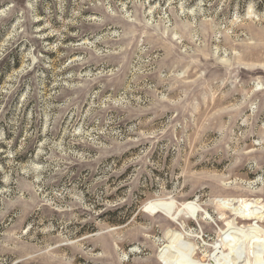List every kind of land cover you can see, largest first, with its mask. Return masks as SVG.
Returning <instances> with one entry per match:
<instances>
[{"label":"rangeland","instance_id":"374dc122","mask_svg":"<svg viewBox=\"0 0 264 264\" xmlns=\"http://www.w3.org/2000/svg\"><path fill=\"white\" fill-rule=\"evenodd\" d=\"M238 200L264 209V0H0V264H162L169 230L208 263Z\"/></svg>","mask_w":264,"mask_h":264},{"label":"bare ground","instance_id":"6f19581e","mask_svg":"<svg viewBox=\"0 0 264 264\" xmlns=\"http://www.w3.org/2000/svg\"><path fill=\"white\" fill-rule=\"evenodd\" d=\"M229 202V199L217 200V204L224 209ZM237 204L232 207L233 209L229 208L234 215L240 219L255 221V224L238 226L234 220H228L227 229L221 232L220 239L213 246V253L209 255L210 262L204 263L196 259V244L187 240L185 234L177 230L167 232L168 243L158 254L160 262L162 264H264V228L260 225L264 220V209L259 207L258 200H238ZM147 210L162 212L173 220L182 215H190L192 219L198 221L209 216L195 201L181 205L174 201H156L149 203Z\"/></svg>","mask_w":264,"mask_h":264}]
</instances>
